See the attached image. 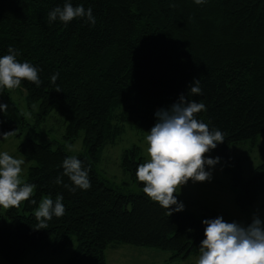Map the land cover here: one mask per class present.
<instances>
[{
	"label": "trees",
	"instance_id": "trees-1",
	"mask_svg": "<svg viewBox=\"0 0 264 264\" xmlns=\"http://www.w3.org/2000/svg\"><path fill=\"white\" fill-rule=\"evenodd\" d=\"M64 3L0 0V57L12 47L18 62L40 69L39 87L22 80L16 89L25 92L29 106L38 103L37 123L56 111L68 142L82 133L89 155H70L30 137L19 143L18 151L34 162L24 182L36 187L19 207L1 212L0 206V256L9 264H23L30 250L58 254L72 237L76 244L64 264H107L105 250L117 244L168 250L173 262L200 255L204 220L186 211L173 210L169 216L168 209L143 193L136 170L145 159L137 145L124 150L121 166L140 186L138 192L109 186L94 163L125 125L150 130L155 113L170 109L183 94L205 104L198 121L224 133V142L209 157H219L226 168L232 164L236 200L243 209L252 205L264 192V162L244 179L230 148L264 133V0H205L200 5L195 0H71L74 7L92 9L95 25L86 17L50 22L48 13ZM195 80L200 95L189 92ZM0 103L7 104L0 111L1 142L5 133L21 134L27 122L11 90L0 88ZM69 156L89 170L90 189L73 193L64 187L73 186L63 175ZM58 176L62 184L55 183ZM58 194L64 215L37 230L34 211L42 197L55 200Z\"/></svg>",
	"mask_w": 264,
	"mask_h": 264
},
{
	"label": "clouds",
	"instance_id": "clouds-1",
	"mask_svg": "<svg viewBox=\"0 0 264 264\" xmlns=\"http://www.w3.org/2000/svg\"><path fill=\"white\" fill-rule=\"evenodd\" d=\"M205 0H195L197 5ZM95 25L96 18L91 8L87 10L81 5L74 7L71 0H65L63 7H55L48 13L50 22L57 19L65 24L76 18H85ZM17 52L8 48V54L0 57V88L16 89L22 80L34 83L39 87L40 69L28 62H18ZM59 73L51 76L55 84ZM200 81L195 80L190 93L202 94ZM59 91V88L56 89ZM7 104L0 103V111L6 110ZM205 110L204 103L187 100L183 94L170 109H160L155 113L157 122L148 131L146 142L149 159L138 166L136 177L142 182L143 193L162 208L172 211H183L184 205L177 200L178 189L189 180L205 182L211 179V172L206 166H215L220 158L206 157V153L224 142V133L196 119V114ZM11 133H5L4 139ZM23 159L13 158L9 153H0V206L3 208L19 207L21 202L28 200L36 185L25 183L21 179ZM63 175L67 176L73 186L64 185L69 191L91 188L89 170L74 156L63 160ZM56 184H62L57 177ZM63 196L57 195L55 200L45 197L34 211L37 230L47 229V222L53 216L62 217L65 207ZM36 204V200H31ZM173 206L175 208L173 209ZM205 238L201 241V255L197 264H264V221L254 216L252 222L243 226L237 222H226L223 217L204 220Z\"/></svg>",
	"mask_w": 264,
	"mask_h": 264
},
{
	"label": "rangeland",
	"instance_id": "rangeland-1",
	"mask_svg": "<svg viewBox=\"0 0 264 264\" xmlns=\"http://www.w3.org/2000/svg\"><path fill=\"white\" fill-rule=\"evenodd\" d=\"M12 99L18 104L24 115L27 125L21 130V134L9 135L7 139L0 142V153L7 152L13 158L23 159L21 179L27 178V169L34 162L23 156L17 149L26 137L35 139L40 143L51 142L53 148L61 146L70 155H88V150L83 144L82 133L73 141L68 142L64 138V123L62 117L53 111L45 120L37 123L38 103L28 105L25 92L22 90H11ZM150 130H137L125 125L124 131L115 143L107 144L101 153L100 160L94 163V167L100 178L109 186L117 188L120 192H138L140 186L132 178L131 174L121 166L122 154L125 149L137 145L144 156L145 162L149 159L146 135ZM206 157L212 155L210 150ZM230 155L240 160L241 177L249 179L254 175L255 168L264 162V133L257 136L255 141L246 140L233 144ZM218 162L215 166H206L205 170L211 172V179L205 182H193L189 180L178 189L177 200L182 202L184 210L191 212L202 220L223 217L226 222H237L243 226L249 225L254 216L264 221V192L257 200L243 209L236 200L234 188V174L232 164ZM48 197L44 195L42 197ZM49 198V197H48ZM39 207V206H38ZM6 208H1L3 212ZM36 210V209H35ZM3 219L0 216V225ZM76 244L75 237L66 245L63 251L53 254L49 249L30 250L23 264H64ZM171 252L154 246H137L131 244L110 245L105 250L107 264H197L199 256L192 255L185 260L171 261ZM0 264H9L0 256Z\"/></svg>",
	"mask_w": 264,
	"mask_h": 264
}]
</instances>
